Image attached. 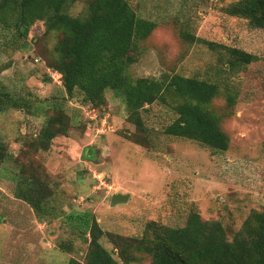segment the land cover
I'll return each mask as SVG.
<instances>
[{"label":"rangeland","instance_id":"obj_1","mask_svg":"<svg viewBox=\"0 0 264 264\" xmlns=\"http://www.w3.org/2000/svg\"><path fill=\"white\" fill-rule=\"evenodd\" d=\"M87 1L75 4L71 12L80 13ZM128 1L141 17L158 23L141 44L142 54L129 75L159 78L178 72L213 81L226 78L238 90L233 112L222 122L229 149L213 152L196 141L165 135L174 114L159 104L143 113L151 145H138L129 137L136 130L127 107L111 90L100 108L79 94L62 101L72 126L47 151L29 149L47 120L44 114L0 108V143L6 154L0 164V264H68L72 258L83 262L88 248L87 241L71 234L63 217L40 220L28 203L14 197V179L22 167L27 175L35 172L47 181L60 215L90 210L105 231L123 236L141 237L150 221L182 226L195 210L204 220L221 221L232 237L252 210L264 209V30L228 15L225 8L233 0ZM180 31L236 46L259 59L238 73L223 74L222 53L186 42ZM44 32V24L37 22L27 44L19 48L8 41L11 32L0 24L1 91L16 98L29 92L49 101L62 96L63 79L48 65L56 37ZM224 103L220 97L214 105L222 110ZM89 147L97 151L92 160L84 157ZM116 193L130 197L112 206ZM102 243L113 250L108 238ZM61 244H70L71 250L64 251Z\"/></svg>","mask_w":264,"mask_h":264},{"label":"trees","instance_id":"obj_2","mask_svg":"<svg viewBox=\"0 0 264 264\" xmlns=\"http://www.w3.org/2000/svg\"><path fill=\"white\" fill-rule=\"evenodd\" d=\"M81 1L0 0V24L11 32L8 41L13 45L23 48L37 22L44 24L45 36L56 37L53 59L48 60V65L62 74L61 97L49 104V100L35 99L29 92L16 98L0 90L2 110L23 109L26 114L47 117L29 149L47 151L57 136L69 135L72 116L62 101L79 94L84 102L100 108L106 103L107 90H111L127 107L128 119L136 130L129 136L134 143L151 145L143 113L159 104L174 114L163 129L165 135L196 141L213 152H226L230 137L222 122L229 117L226 113L233 112L238 90L226 78L213 81L178 72L159 78L131 77L129 69L140 59L141 44L153 34L158 23L141 17L128 0H88L80 13L73 14L71 9ZM225 12L264 30V0H233ZM180 37L222 53L223 74L238 73L259 59L236 46L208 41L190 31H180ZM220 97L225 98L224 109L228 112L214 105ZM2 144L0 164L6 158ZM96 155V148L91 147L84 153L90 160ZM29 175L22 167L19 177H14V197L28 203L40 220L63 217L71 234L88 243L85 260L72 258L68 264H144L146 260L150 264H264V209L252 210L232 237L221 221L204 220L195 210L182 226L150 221L141 237H129L105 231L90 210L60 215L47 181L37 178L35 172ZM1 178L0 165V181ZM103 238H108L113 250L103 245ZM70 246L61 244L64 251L71 250Z\"/></svg>","mask_w":264,"mask_h":264},{"label":"water","instance_id":"obj_3","mask_svg":"<svg viewBox=\"0 0 264 264\" xmlns=\"http://www.w3.org/2000/svg\"><path fill=\"white\" fill-rule=\"evenodd\" d=\"M129 194L116 193L111 197V205L116 206L121 203H126L129 199Z\"/></svg>","mask_w":264,"mask_h":264},{"label":"built area","instance_id":"obj_4","mask_svg":"<svg viewBox=\"0 0 264 264\" xmlns=\"http://www.w3.org/2000/svg\"><path fill=\"white\" fill-rule=\"evenodd\" d=\"M36 61H38V60H36ZM54 74H56V75H57V77H59V78L61 79V77H62L61 73H59V72L55 71V72H54Z\"/></svg>","mask_w":264,"mask_h":264}]
</instances>
